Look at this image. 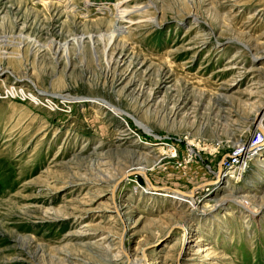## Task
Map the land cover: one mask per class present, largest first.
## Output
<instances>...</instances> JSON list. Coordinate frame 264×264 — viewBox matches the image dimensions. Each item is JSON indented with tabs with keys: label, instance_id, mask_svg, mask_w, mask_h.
I'll return each mask as SVG.
<instances>
[{
	"label": "rangeland",
	"instance_id": "obj_1",
	"mask_svg": "<svg viewBox=\"0 0 264 264\" xmlns=\"http://www.w3.org/2000/svg\"><path fill=\"white\" fill-rule=\"evenodd\" d=\"M261 109L264 0H0V264H264Z\"/></svg>",
	"mask_w": 264,
	"mask_h": 264
},
{
	"label": "built area",
	"instance_id": "obj_2",
	"mask_svg": "<svg viewBox=\"0 0 264 264\" xmlns=\"http://www.w3.org/2000/svg\"><path fill=\"white\" fill-rule=\"evenodd\" d=\"M7 93H10V91H7ZM262 137V131L256 129L250 140L237 144L221 162V176L232 180L239 179L248 167V162L251 160L252 155L258 149L257 147L261 143Z\"/></svg>",
	"mask_w": 264,
	"mask_h": 264
},
{
	"label": "bare ground",
	"instance_id": "obj_3",
	"mask_svg": "<svg viewBox=\"0 0 264 264\" xmlns=\"http://www.w3.org/2000/svg\"><path fill=\"white\" fill-rule=\"evenodd\" d=\"M259 110V109H258ZM258 112V111H257ZM255 117V116H254ZM264 118V109L262 110H260L258 113H257V118L256 119H258L257 120V124H256V127L255 128H257V129H260V128H262L263 126H262V124H261V121H262V119ZM255 119V120H256ZM140 171H143V170H140Z\"/></svg>",
	"mask_w": 264,
	"mask_h": 264
},
{
	"label": "water",
	"instance_id": "obj_4",
	"mask_svg": "<svg viewBox=\"0 0 264 264\" xmlns=\"http://www.w3.org/2000/svg\"><path fill=\"white\" fill-rule=\"evenodd\" d=\"M220 164L221 163H219V168H218L219 169V173H220V167H221ZM181 192L186 193L185 191H181Z\"/></svg>",
	"mask_w": 264,
	"mask_h": 264
}]
</instances>
